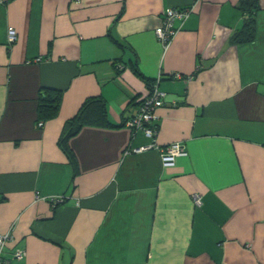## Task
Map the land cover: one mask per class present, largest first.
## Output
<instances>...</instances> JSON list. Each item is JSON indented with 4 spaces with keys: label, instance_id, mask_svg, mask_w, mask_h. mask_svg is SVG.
I'll return each mask as SVG.
<instances>
[{
    "label": "crops",
    "instance_id": "obj_1",
    "mask_svg": "<svg viewBox=\"0 0 264 264\" xmlns=\"http://www.w3.org/2000/svg\"><path fill=\"white\" fill-rule=\"evenodd\" d=\"M240 2H0V233L12 236L10 264H264V0L254 38L236 43ZM191 4L165 48L155 32L164 10ZM155 83L165 95L152 138L125 121ZM42 87L62 99L39 124ZM89 96L105 99L113 124L69 137L74 166L59 138ZM174 142L186 154L164 166L160 147Z\"/></svg>",
    "mask_w": 264,
    "mask_h": 264
},
{
    "label": "built area",
    "instance_id": "obj_2",
    "mask_svg": "<svg viewBox=\"0 0 264 264\" xmlns=\"http://www.w3.org/2000/svg\"><path fill=\"white\" fill-rule=\"evenodd\" d=\"M3 0H0L2 2ZM194 10V5H188L183 7H167L163 12L162 23L156 27L155 32L158 40L166 48L170 44L177 28L174 26L175 19L185 20L189 14ZM16 38V29L13 26L8 27V40L13 41ZM165 93L160 90L157 84H153L150 92L143 96L139 102V108L137 112L125 121V124L132 130L141 129L143 132L152 138H155L159 126L153 123V119L156 117V109L163 105ZM42 121H39L41 124ZM154 145L151 144L140 145L135 147V151L147 149ZM186 154L183 145L179 142H174L160 147L161 160L164 166H171L175 163L176 157ZM193 200L195 204L201 203V196L199 193L193 194ZM64 197H57L55 201H62ZM10 231L6 233H0V264H10L11 259L5 255V246L9 239H11ZM13 257L20 259L25 255L23 249H15L12 253Z\"/></svg>",
    "mask_w": 264,
    "mask_h": 264
},
{
    "label": "trees",
    "instance_id": "obj_3",
    "mask_svg": "<svg viewBox=\"0 0 264 264\" xmlns=\"http://www.w3.org/2000/svg\"><path fill=\"white\" fill-rule=\"evenodd\" d=\"M240 3L245 11V17L241 27L235 31L232 36V40L236 43L252 40L254 38L256 28L254 12L257 7V0H241ZM134 68L137 70V67ZM61 99L62 91L60 89L42 87L39 91L37 106L38 120L44 121L47 118L57 115ZM112 124L113 123L108 118L104 98L101 96H89L83 100L77 112L65 121L63 133L59 138L61 147L67 153L74 166L76 165V159L74 153L68 145L69 137L77 133L84 125Z\"/></svg>",
    "mask_w": 264,
    "mask_h": 264
}]
</instances>
